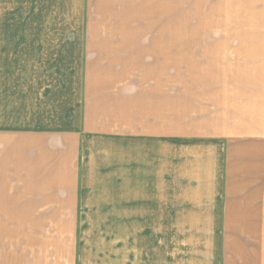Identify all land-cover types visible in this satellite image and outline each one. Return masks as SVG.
<instances>
[{
	"label": "crops",
	"instance_id": "crops-1",
	"mask_svg": "<svg viewBox=\"0 0 264 264\" xmlns=\"http://www.w3.org/2000/svg\"><path fill=\"white\" fill-rule=\"evenodd\" d=\"M179 16L0 0V264H264V72L181 78Z\"/></svg>",
	"mask_w": 264,
	"mask_h": 264
},
{
	"label": "rangeland",
	"instance_id": "rangeland-1",
	"mask_svg": "<svg viewBox=\"0 0 264 264\" xmlns=\"http://www.w3.org/2000/svg\"><path fill=\"white\" fill-rule=\"evenodd\" d=\"M177 28L181 78L197 75L198 68L210 55L234 62L248 56L251 66L245 71L259 68L263 74L264 10L261 5L244 4L242 0H180Z\"/></svg>",
	"mask_w": 264,
	"mask_h": 264
}]
</instances>
